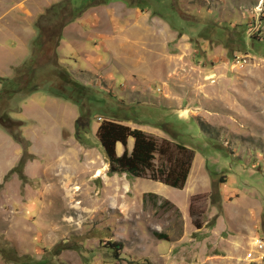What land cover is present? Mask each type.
Returning <instances> with one entry per match:
<instances>
[{
	"label": "rangeland",
	"instance_id": "1",
	"mask_svg": "<svg viewBox=\"0 0 264 264\" xmlns=\"http://www.w3.org/2000/svg\"><path fill=\"white\" fill-rule=\"evenodd\" d=\"M1 94L0 264H264V0H0ZM104 121L186 187L108 176Z\"/></svg>",
	"mask_w": 264,
	"mask_h": 264
},
{
	"label": "trees",
	"instance_id": "2",
	"mask_svg": "<svg viewBox=\"0 0 264 264\" xmlns=\"http://www.w3.org/2000/svg\"><path fill=\"white\" fill-rule=\"evenodd\" d=\"M65 27V24L62 28ZM55 76L62 83H69L76 89H88L78 82L59 60ZM81 91V90H80ZM77 91V92H80ZM2 94L0 95V97ZM1 99V98H0ZM97 137L102 146L105 160L109 165L108 176L124 173L128 177L148 180L167 187L183 190L186 187L195 161V153L190 149L174 145L167 140L157 141L139 129H132L114 121H104L97 129ZM128 138L133 139L131 151L127 150ZM122 144L124 151L120 156L115 153V145ZM158 157V166L155 165ZM198 230L202 227L198 224ZM113 252L121 250V245L110 244Z\"/></svg>",
	"mask_w": 264,
	"mask_h": 264
},
{
	"label": "crops",
	"instance_id": "3",
	"mask_svg": "<svg viewBox=\"0 0 264 264\" xmlns=\"http://www.w3.org/2000/svg\"><path fill=\"white\" fill-rule=\"evenodd\" d=\"M22 9H24V11H25V13H26V15L28 16L29 15V12H28V10H27V8L26 7H24V5H22ZM65 29V28H64ZM78 32L80 33V34H77L76 35V41H73L72 43H75L76 45H77V47H81V48H83V44H82V38H83V36H84V32L80 29V30H78ZM77 41H78V44H77ZM106 50H107V48H106ZM109 51V50H108ZM85 53L86 54H88L87 56H90V54H89V52L88 51H85ZM97 61L99 60V58H97L96 59ZM81 72H84V71H81Z\"/></svg>",
	"mask_w": 264,
	"mask_h": 264
},
{
	"label": "built area",
	"instance_id": "4",
	"mask_svg": "<svg viewBox=\"0 0 264 264\" xmlns=\"http://www.w3.org/2000/svg\"><path fill=\"white\" fill-rule=\"evenodd\" d=\"M236 61L238 64H242V62L245 61V57L237 56ZM256 245H258V248L260 251H264V239H262V240L260 239V240L256 241ZM250 257H252V256H250ZM263 259H264V257L261 260H263Z\"/></svg>",
	"mask_w": 264,
	"mask_h": 264
},
{
	"label": "bare ground",
	"instance_id": "5",
	"mask_svg": "<svg viewBox=\"0 0 264 264\" xmlns=\"http://www.w3.org/2000/svg\"><path fill=\"white\" fill-rule=\"evenodd\" d=\"M97 174L100 175L101 174L100 171H97Z\"/></svg>",
	"mask_w": 264,
	"mask_h": 264
}]
</instances>
